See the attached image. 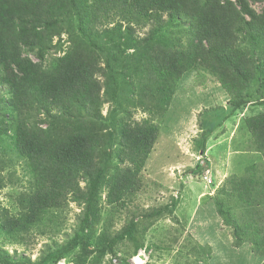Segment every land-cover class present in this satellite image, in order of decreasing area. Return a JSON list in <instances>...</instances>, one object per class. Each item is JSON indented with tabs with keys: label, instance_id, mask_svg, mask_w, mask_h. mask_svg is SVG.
I'll return each mask as SVG.
<instances>
[{
	"label": "rangeland",
	"instance_id": "rangeland-1",
	"mask_svg": "<svg viewBox=\"0 0 264 264\" xmlns=\"http://www.w3.org/2000/svg\"><path fill=\"white\" fill-rule=\"evenodd\" d=\"M84 1L85 6L79 4L83 10L86 7L81 17H91L95 12L89 23L92 31L111 28L124 19L126 6L123 0ZM36 2L49 9L47 15L56 19V23L44 35L46 46L41 59L31 51H24L23 55L38 64L48 65L71 51L82 50L80 47L85 45L84 41L73 27L76 26L75 14L67 15L71 11L72 0H47V4L45 0ZM61 4H66L67 10H63ZM250 5L260 13L264 0ZM163 18L166 19V14ZM137 20L142 22L131 23L134 34L139 37L147 35L151 31L152 20ZM169 33L180 38L178 46H175L179 51L196 47L202 53V42L194 40L193 24L185 21L181 28H172ZM248 46L245 41L241 43V47ZM134 55L138 57L131 49L126 50L125 64L135 65ZM196 65L175 81L173 94L162 117L150 110V104H153L150 97L140 96L144 86L154 87L146 79L148 73L136 74L126 69L130 76L127 77L129 87L125 90L129 92L123 106L105 96L101 86L99 100L92 103L91 108L83 109L79 116L76 108L72 107L74 115L61 119L70 128L87 133L93 144H103L108 138L120 139L108 131V115L113 107L117 109L115 121L118 123L133 127L149 122L157 128L146 163L143 161L139 168L130 162L129 151L125 147L120 149L118 142L113 143L106 155H101L97 147V156L93 159L95 162L106 159L104 177L107 182L99 188L89 215L93 240L89 248L94 247L101 235L121 231L131 219L136 223L134 236L139 248L132 255L134 242L125 239L114 247V253L96 250L86 264H119V257L127 264H264V259L252 250L243 232L239 234L242 239L239 240L233 224L227 222L218 210V202L221 201L223 209L232 213L231 218L234 216L240 222V217L247 214L242 212L244 208L237 197L244 182L242 179L251 175L249 181L258 182L264 177V148L258 147V137L250 129V119L258 112L264 113V104L256 103L253 95L245 104L233 105L235 95L222 86L213 73L202 68L201 63ZM92 72V79L102 85L106 71L101 56L94 60ZM247 91L254 93V86ZM9 97L7 86L0 84V249L6 257L5 262L0 259V264H37L48 251L66 243L78 230L85 208L83 201L72 200L69 196L62 206L45 210L33 227L18 238L3 231L6 218H18L23 212L20 204L23 195L34 190V178L27 162L9 147L8 136L11 135L13 121L5 112ZM52 113L57 115L58 110L54 109ZM30 121L45 128L49 118L38 110ZM66 123L59 128L62 130ZM203 133L207 136L202 149ZM128 167L132 170L137 190L121 196V192L116 196L110 194L111 180L119 175L118 171ZM77 183L81 189L85 188L81 177ZM173 203L171 211L150 218L147 216L153 209L173 206ZM78 254L80 249L76 247L56 264H74Z\"/></svg>",
	"mask_w": 264,
	"mask_h": 264
},
{
	"label": "trees",
	"instance_id": "trees-1",
	"mask_svg": "<svg viewBox=\"0 0 264 264\" xmlns=\"http://www.w3.org/2000/svg\"><path fill=\"white\" fill-rule=\"evenodd\" d=\"M259 1L123 0L125 20L117 21L111 28L92 31L89 23L95 12L91 17L82 18L86 7L83 10L79 4L85 6V1L72 0L71 11L67 15L75 14L74 31L79 33L85 45L80 47L82 50L71 51L48 65H41L23 52H34L41 59L46 46L44 35L56 19L49 18V9L36 0H0V84L7 86L10 97L5 112L13 120L11 135L8 136L9 147L27 162L34 178V190L20 200L23 212L18 218H6L3 231L18 238L33 227L45 210L62 206L69 196L72 200L83 201L85 208L78 230L66 243L48 251L37 264H56L76 247L80 249V254L74 264H86L96 250L114 253V247L125 239L134 242L132 255L139 248L134 236L136 223L131 218L121 231L101 235L94 247L89 248L93 241L89 215L92 214L99 188L107 182L104 177L106 159H98L97 165L93 157L97 156V147L101 155H106L113 143L118 142L120 149L125 147L129 151L130 162L139 168L143 161L146 163L152 149L156 126L149 122L133 127L118 123L115 121L117 109L113 107L108 115V131L111 136H120V139L108 138L103 144H93L87 133L70 128L61 119L74 115L72 107L76 108L79 116L83 109L91 108L92 103L99 100L101 86L105 96L123 106L125 95L129 92L125 90L129 87L127 77L130 76L126 69L136 74L148 73L146 79L154 87L144 86L140 96L150 97L153 103L150 110L162 117L173 94L175 81L195 68L197 62L235 95L233 105L245 104L253 95L256 103L264 104V7L256 13L250 5ZM61 6L64 10L66 4ZM163 14H166V19ZM138 18L153 22L151 31L142 37L134 34L131 24L141 23ZM65 21L66 15L62 19L63 23ZM185 21L193 24L194 40L202 42V53L196 47L184 51L175 48L180 38L170 34V29L181 28ZM244 41L249 44L247 48L241 47ZM130 49L138 54V57L134 55L136 63L131 66L125 64V52ZM141 50L144 52L140 53ZM99 56L106 71L102 85L92 79L94 60ZM250 86H254L252 94L247 91ZM54 109L58 110L57 115L52 113ZM38 110L49 118L45 128L30 121ZM63 123L66 125L61 130L59 126ZM250 129L258 137V147L263 150V112L250 119ZM206 136L203 133L202 149ZM118 174L111 180L113 187L110 194L116 196L121 192V196L137 190L130 167L118 171ZM80 177L85 181L84 189L78 186ZM249 178L245 176L242 179L244 182L240 184L237 195L244 208L242 212L247 213L243 217L240 214L241 221L237 222L234 216L232 219V213L223 209L221 201L218 202V210L227 222L233 224L237 238L242 240L239 234L243 232L252 250L264 259V177L258 182H250ZM231 183L236 185L234 180ZM173 207L174 203L173 206L158 207L147 216L161 215ZM0 259L6 261L1 249ZM118 259L119 264H127L122 257Z\"/></svg>",
	"mask_w": 264,
	"mask_h": 264
}]
</instances>
